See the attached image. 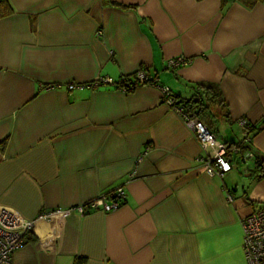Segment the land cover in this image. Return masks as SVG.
Instances as JSON below:
<instances>
[{
  "label": "crops",
  "instance_id": "0c3cea01",
  "mask_svg": "<svg viewBox=\"0 0 264 264\" xmlns=\"http://www.w3.org/2000/svg\"><path fill=\"white\" fill-rule=\"evenodd\" d=\"M0 17V206L25 218L118 187L114 211L37 220L17 264H246L241 219L264 204V0H7ZM189 60L177 68L168 61ZM183 98L219 86L216 138L255 127L253 158L222 178L155 87H116L138 68ZM107 77L97 88L68 87ZM47 85H54L47 88Z\"/></svg>",
  "mask_w": 264,
  "mask_h": 264
},
{
  "label": "built area",
  "instance_id": "2783aa9c",
  "mask_svg": "<svg viewBox=\"0 0 264 264\" xmlns=\"http://www.w3.org/2000/svg\"><path fill=\"white\" fill-rule=\"evenodd\" d=\"M188 61L183 56H178L170 59L168 66L174 69ZM133 79L135 82L133 86L129 85L127 81L124 82V78H121L115 85L123 91H127L128 88L134 89L139 85L155 87L159 92L161 103L181 118L205 151L200 169L206 175L222 178L232 169L235 161L246 166L254 157L253 152L247 147L251 143L252 136L247 133L251 122L246 118H238L236 121L242 132L239 145L228 148L224 142L216 138L215 133L198 118L197 114L187 111L179 104L172 90L159 84L157 78L150 75L144 67H140L134 72ZM102 83H112V80L107 77H98L84 84L69 82L67 86L80 89L97 88ZM45 87L53 88L55 86L47 85ZM126 197V190L123 187H118L73 207L43 209L34 218L22 217L14 210L0 206V264H17L13 260V255L24 245L27 234L33 229L37 220L67 214L74 210L80 214H86L93 209H101L104 212L114 211L120 207ZM241 228V249L246 264H264V204L255 207L251 213L241 219Z\"/></svg>",
  "mask_w": 264,
  "mask_h": 264
},
{
  "label": "trees",
  "instance_id": "16d2710c",
  "mask_svg": "<svg viewBox=\"0 0 264 264\" xmlns=\"http://www.w3.org/2000/svg\"><path fill=\"white\" fill-rule=\"evenodd\" d=\"M103 3L119 6L122 8L130 7L129 5H122L110 0H101ZM12 11L11 6L7 0H0V17L9 15ZM134 74V73H133ZM133 74L130 76H125L124 82H128L129 85H135ZM194 93L189 97H181L179 95L175 96L179 104H181L189 112H194L197 114L198 118L203 121V123L211 129L214 133L216 131V123L224 117L228 119V110L226 103L223 99L221 90L219 86L215 83L210 82H196L192 84ZM132 89H127L131 91ZM256 127L251 123L248 128L247 133L251 136L255 133ZM228 148L232 146L239 145V143L234 142H224ZM251 149L250 144L247 145ZM255 178L259 179L264 177V165L262 162L257 164L254 169ZM73 264H86V258L83 256H75Z\"/></svg>",
  "mask_w": 264,
  "mask_h": 264
}]
</instances>
